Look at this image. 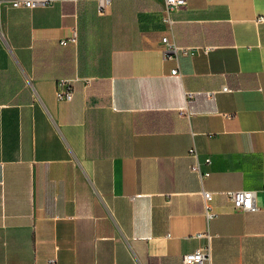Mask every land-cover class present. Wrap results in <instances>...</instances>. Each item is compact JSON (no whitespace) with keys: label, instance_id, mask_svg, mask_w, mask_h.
<instances>
[{"label":"crops","instance_id":"obj_1","mask_svg":"<svg viewBox=\"0 0 264 264\" xmlns=\"http://www.w3.org/2000/svg\"><path fill=\"white\" fill-rule=\"evenodd\" d=\"M95 6L0 0V264H183L204 247V264H264V0H185L171 32L162 0ZM163 35L192 54L165 59ZM190 148L210 159L201 180ZM243 189L253 211L224 195Z\"/></svg>","mask_w":264,"mask_h":264},{"label":"built area","instance_id":"obj_2","mask_svg":"<svg viewBox=\"0 0 264 264\" xmlns=\"http://www.w3.org/2000/svg\"><path fill=\"white\" fill-rule=\"evenodd\" d=\"M54 0H8V3L13 8H40L50 5ZM95 9L98 15H103L111 5L112 0H94ZM185 4V0H162V10L160 21L166 26L171 32L173 19L171 13ZM257 22L263 21L261 16L256 19ZM67 42L75 43V33L68 39H62L59 44L65 45ZM161 52L165 59L177 61L179 56H186L192 54L191 49L177 46L173 38L168 35H163L160 38ZM171 75H180L177 68L170 70ZM72 79L70 78H59L55 82L54 96L57 101H70L72 98ZM221 91H228L226 87H221ZM185 98L190 96V92H184ZM186 109V108H184ZM194 159L190 165V171L198 176L201 180L209 175L207 170H201V165L207 166L210 163L209 157H205L199 160V156L194 148H190L188 152ZM254 190L243 189V190H228L224 193L227 201L230 203L232 209L242 211H253L254 206ZM201 197L203 200L204 214L207 220L211 219L215 214L211 209L210 203L212 201V193L206 190H201ZM197 234L196 236H200ZM208 236V235H207ZM209 259L208 247L199 248L193 252L184 254L181 256V262L183 264H204ZM47 264H55V260L50 258L47 260Z\"/></svg>","mask_w":264,"mask_h":264}]
</instances>
